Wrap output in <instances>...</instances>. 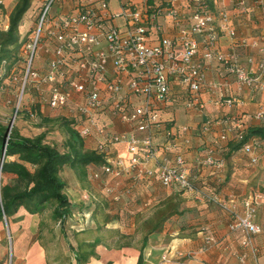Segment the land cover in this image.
<instances>
[{
    "label": "built area",
    "instance_id": "2783aa9c",
    "mask_svg": "<svg viewBox=\"0 0 264 264\" xmlns=\"http://www.w3.org/2000/svg\"><path fill=\"white\" fill-rule=\"evenodd\" d=\"M56 1L43 0L35 28L23 45L24 82L28 76V82H33L50 108L69 107L67 110L78 120V132L84 140L98 138L94 149L102 154L103 162L87 171L88 180L98 181L110 202L122 200L134 185L145 180H154L162 187L198 192L204 200L227 212V230L241 236L239 244L244 251L238 259L242 261L246 252L254 258L252 237L260 231L253 221L256 196L242 198L241 209L237 211L216 196L195 188L183 157L177 153L170 155L177 147V138L171 125L164 126L159 109L169 101L173 83L184 89L185 109L204 107L200 92L205 89L214 94L220 84L205 79L203 60L215 59L222 73L239 86L251 87L257 80L264 89V45L255 64L256 76L249 75L236 62L232 50L226 53L216 50L220 32L234 35L228 27L226 11L216 5V0L211 4L208 0H115L114 11L109 9V0H89L79 2L72 12L51 17ZM165 21L173 27L171 35L163 32ZM43 37L51 42L46 47L51 56L40 72L31 66ZM233 101L234 98L220 94L210 99L215 107ZM102 116L115 118L127 129L114 131L110 124L101 121ZM253 118L263 123L264 109L256 110ZM238 119L232 113L213 121L204 120L200 129L206 132L212 124L224 122L236 128ZM186 130V125L181 126V134ZM157 137L161 140L156 141ZM218 139H225V133L221 132ZM187 141L188 138H183V142ZM117 144L123 146L125 159L112 155ZM251 147L247 143L241 148L249 153ZM195 163L219 164L209 154L196 157ZM121 176L126 177L124 184ZM81 196L87 205L95 206V194L84 189ZM141 206L145 208L148 203L143 201ZM211 243L212 236L205 234L199 251ZM190 256L189 251H164L156 264H184L182 258Z\"/></svg>",
    "mask_w": 264,
    "mask_h": 264
},
{
    "label": "crops",
    "instance_id": "0c3cea01",
    "mask_svg": "<svg viewBox=\"0 0 264 264\" xmlns=\"http://www.w3.org/2000/svg\"><path fill=\"white\" fill-rule=\"evenodd\" d=\"M88 1L57 0L51 8L50 16L57 17L72 12L79 2ZM16 2L17 0H1L0 16H3V21L0 29H6L8 16ZM215 3L226 11L228 27L234 31L231 37L223 31L220 32L215 49L223 53L232 50L236 54V62L248 70L249 75L256 76L258 72H255V64L261 56L260 47L264 45V0H216ZM42 4L43 0H31L29 8H33L32 16L35 18L28 22L26 29L21 22V35L29 28L35 27L34 21L36 22ZM108 5L111 11L117 7L115 0H109ZM163 32L166 35L173 33V27L167 21L163 24ZM49 42L43 37L34 57V66L40 72L44 71L51 56V52L46 51V47L50 46ZM196 56H199V53ZM203 70L207 81L218 82L220 86L214 94L205 89L200 92V98L205 102L201 110L184 108V89L175 83L170 86L169 101L159 109L160 118L169 121L177 138V147L170 155L177 153L183 157L193 176L195 188L203 194H212L225 204L232 205L234 210L241 209V200L245 196H256L253 221L260 231L252 237L255 257L252 258L249 252H246L242 261L238 259L244 251L239 244L240 234L227 230L228 217L223 209L204 200L202 195L195 191H180L174 187H162L154 180H145L134 185L122 200L110 202L101 192L98 181H91L90 188H95L98 194L89 190L95 194L97 200L94 207L87 205L81 196L84 189L78 190L76 185L79 181L84 182L90 168L96 167L92 164L86 167V174L70 167H63V171L59 172L66 183L64 192L72 206L62 227L59 228L67 259H62L56 253L52 239L46 237L42 243L38 242L40 248L35 246L30 249L27 264H77L75 254L85 259L83 264H136L138 257L139 264H156L162 252L173 250L191 252L190 257L182 258L184 264H264V139L253 143L249 153L244 152L242 148L230 149L228 145L234 142L237 134L247 126L264 125V122L260 123L253 118L256 110L264 109V89L257 80L251 87L239 86L230 76L222 73L215 59L203 60ZM34 91L40 93L36 89ZM42 91L46 92V86ZM219 94L223 97L230 96L234 101L229 105L215 107L210 99ZM41 99L40 97L37 102L50 108L41 102ZM232 113L239 118V126L236 128L231 127L230 122H224L212 124L206 132L201 131L202 121H213ZM63 115L65 116V112ZM101 121L110 124L114 131L127 129L125 124L115 118L102 116ZM184 125L187 130L181 134L180 128ZM221 132L225 133L223 140L218 139ZM183 138H188V141L183 142ZM160 140L161 137H157L156 141ZM84 141L86 148L93 149L98 138L93 136ZM205 154L218 160L219 164H196L195 158ZM112 155L124 159L127 156L121 144L114 146ZM5 175L9 179L15 177L10 173ZM119 179L122 184L126 181L125 176ZM101 200L110 212L100 220L97 207ZM166 200L173 202L181 213L171 215L158 230L147 232L141 226L142 221L151 216L153 210ZM143 201L148 203L147 208L141 206ZM87 210L91 211L85 216L84 212ZM12 217L15 218V214ZM5 223L7 224L6 218ZM205 234L212 236L213 243L204 251H199ZM46 246H49L48 251ZM48 252L51 253L52 259L49 258ZM41 253L47 257L43 259Z\"/></svg>",
    "mask_w": 264,
    "mask_h": 264
},
{
    "label": "trees",
    "instance_id": "16d2710c",
    "mask_svg": "<svg viewBox=\"0 0 264 264\" xmlns=\"http://www.w3.org/2000/svg\"><path fill=\"white\" fill-rule=\"evenodd\" d=\"M211 1L208 0L209 4ZM30 5L31 0H17L8 16L6 29H0V68H3V77L21 61L25 65L22 48L31 35L32 27L21 35L20 24ZM23 72L25 76V67ZM22 80L24 82V77ZM27 82L28 76L24 84ZM67 109L69 107L63 108L64 111ZM161 120L165 127L171 125L168 120ZM58 121L66 134L62 150L46 142L44 132L27 136L20 133L16 127L0 121V174L15 175L6 183L3 182V177H0V220L12 217L19 206H24L28 213L36 214L52 204L51 216L62 227L72 206L64 192L66 183L59 175L60 170L67 166L86 174L87 166L103 162L101 153L85 147L75 117L67 119L61 116ZM261 139H264V125H252L238 133L235 141L228 145L230 149L237 150L244 144H253ZM192 184L195 187L194 182ZM223 211L227 215V212ZM180 213L181 210L173 202L166 200L153 210L151 216L142 221L141 226L147 232L155 231L171 215ZM75 256L77 264L85 262L78 254ZM136 264H139V257Z\"/></svg>",
    "mask_w": 264,
    "mask_h": 264
},
{
    "label": "rangeland",
    "instance_id": "374dc122",
    "mask_svg": "<svg viewBox=\"0 0 264 264\" xmlns=\"http://www.w3.org/2000/svg\"><path fill=\"white\" fill-rule=\"evenodd\" d=\"M32 9V7L29 8L23 16L24 29H26L28 22L35 18L32 16ZM115 20L118 21V18ZM2 21L3 16H0V25ZM34 23L36 22L34 21ZM34 28H31V34ZM24 67L25 65L21 61L4 77L2 76L3 68H0V121L16 127L27 136H35L44 132L46 142L62 150V142L66 134L60 127L58 120L64 116L63 112H65L64 117L67 119L74 116L68 110L63 111L58 108H47L45 105L41 106L37 100L42 96L34 91L33 82H27L23 87ZM31 67L36 69L34 61ZM41 102H43L42 99ZM60 171L62 172L63 168ZM65 172L68 173L67 170ZM1 176L3 181H10L5 174H0ZM89 183L91 181L85 177L84 182H78L76 189H88L98 194L95 188H90ZM97 208L98 219L100 220L105 214H108L107 212H110L102 200L99 201ZM51 213L52 204L43 212L36 214L27 213L24 206H19L15 213L16 219L14 217L6 219L7 224L3 219L0 223V264H27L30 249L35 246L39 247L38 242L42 243L46 237L52 239L51 243L55 245L56 253L62 259H67L64 253L66 250L64 240L59 233L60 225L58 221L52 219ZM48 247L46 246L47 251L49 250ZM45 254L47 255V253ZM48 256L50 259L53 258L50 252H48ZM42 257L45 259L47 256L42 254Z\"/></svg>",
    "mask_w": 264,
    "mask_h": 264
},
{
    "label": "water",
    "instance_id": "95a60500",
    "mask_svg": "<svg viewBox=\"0 0 264 264\" xmlns=\"http://www.w3.org/2000/svg\"><path fill=\"white\" fill-rule=\"evenodd\" d=\"M1 163H2V159H1V161H0V167H1ZM3 219H5V218H3Z\"/></svg>",
    "mask_w": 264,
    "mask_h": 264
}]
</instances>
